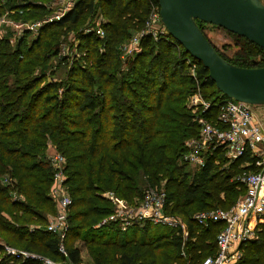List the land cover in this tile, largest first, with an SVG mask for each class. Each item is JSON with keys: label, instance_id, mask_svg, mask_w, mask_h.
<instances>
[{"label": "trees", "instance_id": "1", "mask_svg": "<svg viewBox=\"0 0 264 264\" xmlns=\"http://www.w3.org/2000/svg\"><path fill=\"white\" fill-rule=\"evenodd\" d=\"M53 1L0 0V264H42L7 255L2 245L78 264L83 261L76 242L89 258L83 264H202L216 254L224 225L204 228L193 216L233 207L245 187L232 177L253 167L246 166L252 162L248 152L230 163L216 150L189 175L181 159L184 142L197 138L199 126L187 100L194 93L212 106L231 99L169 34L157 41L143 37L139 52L121 61L122 43L143 28L155 0H76L34 38L28 41L26 31L10 42L14 25L43 20ZM98 4L105 20L102 39L76 31ZM196 25L204 36V27L212 26ZM72 34L84 55L71 62L60 50ZM229 34L243 43L233 57L215 50L223 60L239 68L264 67V50ZM51 148L65 159L63 186L71 199L62 242L46 231L57 213ZM148 189L164 193L163 212L179 219L180 228L147 223L122 233L112 223L97 227L113 212L104 193L134 205ZM239 250L238 264H264V230Z\"/></svg>", "mask_w": 264, "mask_h": 264}, {"label": "built area", "instance_id": "2", "mask_svg": "<svg viewBox=\"0 0 264 264\" xmlns=\"http://www.w3.org/2000/svg\"><path fill=\"white\" fill-rule=\"evenodd\" d=\"M75 1L54 0L49 6L52 14L33 24L20 25L19 28L23 30L21 34L27 31L35 36L43 25L60 20L70 11ZM259 1L264 6V0ZM52 7H55V10H52ZM0 22L5 23L4 17ZM104 24V18L98 20L97 30L93 32L99 39L105 36L102 27ZM86 33L89 34L91 31ZM14 35L10 39L12 43L15 41ZM167 35L159 17L158 6L151 4L143 28L137 31L123 48L128 54L134 55L139 52V44L143 37L150 36L157 41ZM195 68L196 65L190 63L189 73L193 78ZM212 105L199 93H194L188 98L187 107L199 126V134L197 138L184 142L185 154L181 159L182 163L190 168L200 169L204 166L205 155L210 151L222 150L230 163L241 159L248 152L252 162L246 166L253 167V170L241 171L232 177L233 182L245 187V194L230 209L210 210L193 216L195 222L204 228L210 223L220 222L224 225L216 237V254L206 258L202 264H238L242 258L240 245L256 241L259 233L264 230V126L258 120V111L261 108L254 109L255 106L233 100H222ZM48 159L55 170L51 197L56 202L57 213L50 218L46 231L56 234L62 242L67 230V210L71 205V199L66 195L63 186L65 159L55 152L48 153ZM102 197L111 203L113 212L97 227L112 223L122 233L132 227L142 228L147 223L173 229L181 227L177 218L164 214L165 196L158 189H148L139 203L134 205L126 203L111 192L104 193ZM2 246L7 255L14 257L40 260L42 264H71L55 263L28 252ZM59 252L66 255L62 244L59 246Z\"/></svg>", "mask_w": 264, "mask_h": 264}, {"label": "water", "instance_id": "3", "mask_svg": "<svg viewBox=\"0 0 264 264\" xmlns=\"http://www.w3.org/2000/svg\"><path fill=\"white\" fill-rule=\"evenodd\" d=\"M170 37L208 72L228 99L264 106V67L239 68L223 60L196 21L223 29L264 50V6L259 0H155Z\"/></svg>", "mask_w": 264, "mask_h": 264}, {"label": "rangeland", "instance_id": "4", "mask_svg": "<svg viewBox=\"0 0 264 264\" xmlns=\"http://www.w3.org/2000/svg\"><path fill=\"white\" fill-rule=\"evenodd\" d=\"M51 5V4H50ZM52 10H55V7H52ZM101 7L99 6V4L96 6V10H95V14L92 17H87V19L81 23L78 27H77V32H82L84 34H87L86 31H91V33H93L94 31L96 32L97 27V21L100 20L101 18H103V14L101 11ZM52 14V11H50V15ZM49 16V15H48ZM35 23V22H34ZM28 24V23H27ZM33 24V23H32ZM20 25L17 26H13V30H14V39L15 41H17V38H19L21 35V32L23 30H21L22 28H19ZM95 34V33H93ZM204 34L206 36V38L209 40V42L212 44V46L215 48V50L225 56V57H233V54L237 51H239V46L238 44L243 43L242 40H239L238 38H235L234 36H231L229 33H227L226 31L222 30V29H218L216 27L213 26H206L204 27ZM19 35V36H18ZM29 37H27L28 41L31 38H34L33 34L29 32ZM134 35V33L131 35V37L126 41L122 43L121 46V52H120V59L121 61H126L128 60L130 57L133 56V54H128L125 50H124V46L127 45V43L130 41V39L132 38V36ZM76 35H70L69 38L62 44L61 50H60V56H70V60L72 62L73 58L76 59H80L83 58V52H78L76 49L77 46V42L76 40ZM12 38V37H11ZM14 41V42H15ZM13 42V44H14ZM100 51H102V49L100 48ZM71 62L69 65H71ZM59 78L63 77V74L61 73V71H56V75ZM264 106H255L254 109L256 108H263ZM264 109V108H263ZM259 114H258V120L261 122V124L264 126V110H259ZM53 152V149L51 148V150H49V153ZM227 165V164H226ZM189 175L192 176V171L194 170H198L196 168H190ZM179 221V219H178ZM181 224V221H179ZM131 234V233H130ZM129 235V234H128ZM76 245L78 247H81V258L82 261L88 262L89 258L86 254L85 249L82 247V242H76Z\"/></svg>", "mask_w": 264, "mask_h": 264}, {"label": "crops", "instance_id": "5", "mask_svg": "<svg viewBox=\"0 0 264 264\" xmlns=\"http://www.w3.org/2000/svg\"><path fill=\"white\" fill-rule=\"evenodd\" d=\"M263 108H264V107H263ZM263 108H261L260 111H261V110H264ZM258 113H260V112L258 111Z\"/></svg>", "mask_w": 264, "mask_h": 264}]
</instances>
